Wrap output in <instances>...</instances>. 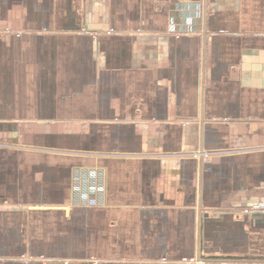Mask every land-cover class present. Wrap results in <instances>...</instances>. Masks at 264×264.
Masks as SVG:
<instances>
[{
	"label": "crops",
	"instance_id": "crops-1",
	"mask_svg": "<svg viewBox=\"0 0 264 264\" xmlns=\"http://www.w3.org/2000/svg\"><path fill=\"white\" fill-rule=\"evenodd\" d=\"M264 0H0V264H264Z\"/></svg>",
	"mask_w": 264,
	"mask_h": 264
},
{
	"label": "trees",
	"instance_id": "trees-1",
	"mask_svg": "<svg viewBox=\"0 0 264 264\" xmlns=\"http://www.w3.org/2000/svg\"><path fill=\"white\" fill-rule=\"evenodd\" d=\"M243 259L247 260H264V254H250L247 257H244Z\"/></svg>",
	"mask_w": 264,
	"mask_h": 264
}]
</instances>
